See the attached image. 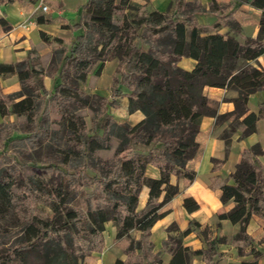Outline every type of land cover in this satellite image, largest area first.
<instances>
[{
  "label": "trees",
  "instance_id": "16d2710c",
  "mask_svg": "<svg viewBox=\"0 0 264 264\" xmlns=\"http://www.w3.org/2000/svg\"><path fill=\"white\" fill-rule=\"evenodd\" d=\"M244 1L261 9L258 36L246 37L243 42L226 36L224 56L219 53L216 33L194 22L198 5L193 2L175 0L171 11L159 12L131 0H87L70 26L78 31L71 46L59 51L56 71L43 69L33 50L15 64H0V77L16 75L20 82L16 93L0 94V116L17 118L8 123L9 134L2 139L17 150L29 148L47 155L40 163L26 162L41 174L23 176L16 168L0 167V206L12 210L21 226L16 243L0 249V264H33L31 260L36 264H80L93 253L102 252V234L108 221L116 226L114 247L125 254V259L117 258L113 264H162L160 252L153 250L150 229L161 216L158 212L163 204L179 193L178 187L170 184V176H183L187 161L196 154L201 118L215 116L216 104L204 95L203 87L237 91L232 112L216 117V124L231 120L229 130L221 135L226 146L234 124L242 126L240 137L244 138L256 132L257 122L264 117V102L257 115L246 108L249 94L264 90V69L248 63L264 53V0ZM119 11L126 14L115 21ZM181 11L185 15L180 21L177 14ZM221 18L238 32L230 15ZM179 23L189 25L181 53L174 48ZM0 27L10 29L3 19ZM40 36L50 43L44 34ZM51 42L61 44L62 40L57 37ZM182 57L194 59L195 66L188 71L179 67ZM111 60L118 64V84L129 92L128 113L139 110L143 119L131 126L116 122L107 111L101 112L93 131L88 132L79 111L94 110V102L103 107L105 98L84 93L82 86L90 72L95 70L99 75L104 63ZM45 75L54 81L48 92L42 81ZM116 86L115 81L113 97L118 94ZM51 104L57 109V121L50 119ZM111 140L116 142L112 156L98 157L99 151L110 148ZM135 146L147 150L133 151ZM262 153L257 144L243 150L229 176L231 184L223 181L219 186L220 203L232 202L234 206L226 212L218 210L216 219L238 224L232 239L237 256L245 255L251 245L245 232L250 217L264 223V174L258 160ZM148 164L158 168L159 179L145 176ZM217 164L214 162V167ZM142 186L149 193L138 210ZM38 204L51 214L38 213ZM183 206L189 213L198 208L189 197H184ZM194 228L199 224L192 222L178 237L169 235L164 240L161 249L169 255L166 264H193V256L204 264H218L214 258L219 254L217 242L206 240L203 248L193 250L183 245V237ZM172 230H177L175 225L167 229ZM199 233L205 235L201 230ZM247 254L251 260L237 264H258L257 250L251 248Z\"/></svg>",
  "mask_w": 264,
  "mask_h": 264
},
{
  "label": "crops",
  "instance_id": "0c3cea01",
  "mask_svg": "<svg viewBox=\"0 0 264 264\" xmlns=\"http://www.w3.org/2000/svg\"><path fill=\"white\" fill-rule=\"evenodd\" d=\"M35 0H0L3 19L10 29L3 30L0 27V64H15L24 60L29 50L37 53V62L43 69H46L51 61L54 42L53 38H61L62 44L72 42V38L78 31H73L70 26L79 18L82 6L87 0H46L48 11L43 12L37 9ZM119 2L120 0H116ZM148 11L166 12L171 11L175 0H131ZM184 3L197 4V12L194 15V22L198 26H203L209 33L217 35V46L219 53L224 56L226 54L225 37L233 36L238 42H243L244 38L249 37L255 39L258 36L259 21L261 9L250 5L244 0H180ZM126 11L124 12V15ZM185 14L181 11L177 14V18L181 21ZM230 15L239 29L233 32L227 25L223 23L222 16ZM215 23H219L215 28ZM189 25L179 23L176 27L178 34V42L175 45V51L181 53L183 45L189 37ZM44 34L49 38L50 43L42 40L40 34ZM264 41V38H263ZM116 60L106 61L101 70L102 76L108 64L114 65V73L118 66ZM248 63L256 69H264V53ZM196 62L192 58L182 57L178 61V66L188 71L195 66ZM44 90L50 91L53 86V80L48 75L43 78ZM20 90V82L15 76L0 77V94L16 93ZM117 96L110 97V93L106 92L102 95L106 98V108L116 122H126L135 125L143 119V114L139 111L128 113V90L122 85L116 86ZM91 94L99 95L98 90H91ZM204 95L216 104L215 116L204 115L201 118L198 134L195 141L198 145L196 154L187 161L184 175L181 177L170 176V184L177 186L179 193L163 204L162 209L158 212L161 216L154 220L150 229V239L153 244L154 252H162V243L168 238L172 231H167L168 227L175 225L179 232L187 229L192 222L199 224V228L183 237V245L189 249H201L205 245L202 234L207 227L215 231L214 236L224 238L227 248L236 252L237 249L232 247V239L239 229L238 224L232 225L227 219H216V213L221 208L226 212L230 210L234 204L228 202L225 205L220 203L219 196L220 183L226 181L231 184L230 174L234 172L236 164L239 162L240 154L248 147L257 144L263 151L258 160L263 168L264 174V117L256 124V132L241 138L242 126L234 124L233 133L230 135L228 146L225 145L221 135L229 130L231 120H222L216 124V117L230 113L234 109L232 98L237 96L235 89L225 87H203ZM112 95V93H111ZM264 102V90L249 94L246 100L247 112L258 114L259 106ZM243 117H240V121ZM17 118L14 115L0 116L2 121L14 122ZM218 164L214 167V162ZM145 176L148 178L159 179V170L152 164H148L145 168ZM148 189L142 186L139 191L136 207L142 209L148 199ZM184 197L191 198L198 208L191 213L187 212L183 206ZM245 232L251 238V243H258V246L264 247L261 240L264 237V223L256 216H251ZM107 231V232H106ZM116 226L113 222L108 221L105 225V231L102 234L104 244L102 252H95L96 258L92 264H113L119 259H125V254L114 247V236ZM133 235V233H132ZM251 249L247 247L246 250ZM223 250V249H222ZM219 250V253H222ZM248 251V252H249ZM164 254V253H163ZM244 256V255H243ZM94 257V254H93ZM92 258V257H91ZM169 259L168 254L161 256L163 264ZM244 259V258H242ZM245 260H251V256ZM260 264V261L258 262Z\"/></svg>",
  "mask_w": 264,
  "mask_h": 264
},
{
  "label": "rangeland",
  "instance_id": "374dc122",
  "mask_svg": "<svg viewBox=\"0 0 264 264\" xmlns=\"http://www.w3.org/2000/svg\"><path fill=\"white\" fill-rule=\"evenodd\" d=\"M124 15V12H117L115 16V21L120 20ZM73 40V38H72ZM72 42L66 43L63 45L62 43L60 44V47L52 50V57L51 61H53V64L48 65L49 71H56V64L59 62V51L62 49L64 51H67L69 47L71 46ZM57 46V44H54V48ZM116 63V61H115ZM144 64V63H143ZM116 74L114 73V65L113 64H108L107 67L105 68L102 76L100 77V74H96L95 70L90 72L87 75V81L86 83L82 86V91L86 94H91V90H98V93H100L98 96L104 97L102 95H105L106 92H111L113 89V85L115 84V81L118 85V82L120 81L119 78V73H118V66L116 68ZM50 77V76H49ZM51 78V77H50ZM53 80V79H52ZM48 92L47 90H45ZM110 97H112L110 93ZM105 98V97H104ZM107 100L105 98V105L102 107L96 102L93 103V108L94 110L88 108V109H82L79 111V114L83 117V121L85 123L86 130L88 132H92L94 129V126L97 124V120H99L101 112H108L106 108ZM51 112H50V119L53 121L59 120V115L57 114V109H55L54 104H51ZM98 112V113H97ZM110 114V113H109ZM111 115V114H110ZM15 122V121H14ZM9 121H2L0 123V167L2 166H10L13 168H16V170H20L23 176H32L33 174H41L40 171L34 167H31L30 165L26 164V162L32 163H40L42 160H45L47 155L43 151H37V150H31L29 148H23L18 150L14 148L11 143H7L3 138L5 134H9ZM101 132V131H100ZM99 132V133H100ZM19 132H17L18 134ZM15 133V135H17ZM116 146V142L114 140L110 141V148L108 150L104 151H99L97 153L98 157L104 159L112 156L114 153V148ZM133 151H139L143 152L146 151L147 149L141 146H135L132 149ZM131 151V152H133ZM35 210L38 213H41L44 216H48L51 214L50 210H47L45 207H42L40 204L35 206ZM20 225L17 224V220L15 217V213L12 210H4L0 206V249L6 250V248H9L12 246L14 243H16V239L20 236ZM107 232V231H106ZM205 235H201L203 240H213L216 243L215 248L217 250H222V253H219L217 256L214 258L217 260L218 264H237L240 263L241 260H245L250 257V255L247 254L249 249L246 250L244 253V256H236V252L234 250H231L229 247L227 248L226 246V241L225 239L222 238H217L216 235L214 236V230L213 227L212 229H209L208 227L203 230ZM264 232V228H263ZM172 236L178 237L179 235V230L175 231L172 230L170 233ZM182 242L183 239H182ZM258 243H251L250 247L254 248L260 253V256L258 258V261H260V264H264V247L258 246ZM251 250V249H250ZM94 254V257H93ZM92 254V258H87L83 260L80 264H92L94 259L96 258L95 254ZM161 256L164 254L161 252ZM244 258V259H242ZM33 264H36V260H31ZM191 263L193 264H204L200 260L199 257L193 256L191 258ZM163 264V263H162Z\"/></svg>",
  "mask_w": 264,
  "mask_h": 264
},
{
  "label": "built area",
  "instance_id": "2783aa9c",
  "mask_svg": "<svg viewBox=\"0 0 264 264\" xmlns=\"http://www.w3.org/2000/svg\"><path fill=\"white\" fill-rule=\"evenodd\" d=\"M35 5L37 7V9H40L43 12H47L48 6L46 5V0H35ZM0 6H1V2H0ZM2 16V10L0 9V17Z\"/></svg>",
  "mask_w": 264,
  "mask_h": 264
}]
</instances>
